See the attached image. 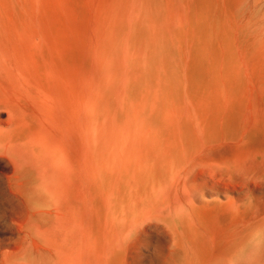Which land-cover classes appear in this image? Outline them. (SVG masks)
<instances>
[{"label": "bare ground", "instance_id": "bare-ground-1", "mask_svg": "<svg viewBox=\"0 0 264 264\" xmlns=\"http://www.w3.org/2000/svg\"><path fill=\"white\" fill-rule=\"evenodd\" d=\"M257 2L258 0H252L251 4H248L252 7L248 20L251 35L262 41L255 51L257 57L253 72L250 71L251 82L249 85L246 84L245 89L237 91L241 97L228 103L227 113H218L215 117H192L191 113L203 110L208 102L201 107L203 102L197 97L191 100L187 98V102L181 98L172 103L167 98L170 93L169 86H159L158 82H155L163 72L159 75L152 72L151 68H154L152 65L155 61L158 62L154 52L159 47L164 51L165 57L170 53L166 31H162L161 24L157 23L158 20L152 25L151 21L148 22V26L144 25L147 31L143 30V32L145 34L148 32V35H137V31H141L138 27L135 35L130 33L134 31L133 26L130 25L126 29L128 33L122 34L120 27L123 25L119 23L118 25H121L118 26L119 36L109 35L103 39L102 65L95 61L93 63L94 59H91L82 42L66 36L47 41L41 50L31 54L34 60L32 63H29L30 53L26 55L17 49L14 54L6 52L7 50L3 51L0 55L2 63L0 114L4 112L8 115L9 121L15 128L10 134L0 130V139H10L15 133L26 134L22 118L18 116L14 104L15 95L21 85L20 80L15 76L18 74L24 81L26 80L27 85L32 83L40 91L34 92L30 97L32 103L29 110L38 118L35 120L37 124L35 123L34 130L39 140L37 147L44 153L39 160H34L33 166L28 171L27 192H21L22 197L28 199L32 213L40 220L39 225L33 226L30 230L21 227L18 232V239L22 244L21 252L10 255V258L14 256L11 259L4 258L6 264H27V250L34 253L32 264H43L45 252L49 255L51 264H56L55 255L58 249L54 236L57 227L55 201L57 199L65 201L70 198L86 202L87 195L77 188V184L86 182L90 172L95 170V164L102 167V176H100L102 182L105 179L106 183L112 184L114 177H117L116 180L119 182L116 188L113 185L116 191L112 189L115 196L112 197L109 207L106 206L109 212L102 201L103 188L100 189L97 197L100 209L97 215L98 226L95 229L104 240L96 241V255L113 254L115 249L120 248V243L117 244L118 248L115 245L116 238L117 240L119 238V228L121 234L125 235L135 226L139 225V230L144 231L146 226L151 224L154 227L150 229L159 236L152 255L161 259L164 258L162 254L165 253L163 264H264V19L259 24L256 21ZM187 4L185 1L182 6L185 8ZM232 4L236 3L232 2ZM186 7L188 8V5ZM123 9L124 7L121 10ZM123 11L126 12V9ZM122 13L120 12L121 15ZM125 14L127 19V13ZM202 14L204 16V13ZM131 15L132 10L131 14L128 12V16ZM170 15L172 18V13ZM178 17L179 21L180 17ZM148 18L152 20L151 16ZM244 18L243 16V20ZM119 19L120 22L121 18ZM122 20L124 21V18ZM187 25L190 27L188 22ZM233 26L235 28V24ZM113 27L114 25H111V28ZM63 30L67 31L65 27L54 28L53 31ZM108 32L112 30L108 29ZM240 32L243 34L244 31ZM184 35L186 37L189 34ZM215 44L218 45L219 42ZM165 59L169 61L168 58ZM165 59L164 64L161 63L163 65L160 66L161 68L167 63ZM8 61L10 66H7ZM166 67L169 68V65ZM172 67L173 65L171 69ZM169 71L167 69V73ZM172 73L177 71L174 72L172 69ZM180 73L179 71L178 74ZM120 82L123 84V89L118 88V90L117 85ZM257 84H259V89L256 87L258 90L255 89ZM174 91L176 92L172 90L173 93ZM194 93L198 94L199 91ZM154 97L160 99L156 100ZM120 139L127 150L123 153L120 151H123L124 147H119L122 148L119 152L115 148L116 141ZM91 145L96 146L93 152ZM111 146L113 151L114 148L116 151L114 156L110 154ZM106 150L109 152V157ZM13 156L15 166L21 167V156L17 151L13 152ZM46 207L52 212L45 215L41 210ZM84 212L87 213L85 209ZM85 213L83 217L87 218ZM150 213L154 214L153 218L150 217L151 221L143 226V217ZM113 219L116 220V225ZM79 229L80 232H77ZM79 229L74 228V232L82 235L84 243L79 245L78 252L83 255L92 250L87 242L91 229L90 227ZM165 240L171 242L169 247L163 244Z\"/></svg>", "mask_w": 264, "mask_h": 264}, {"label": "rangeland", "instance_id": "rangeland-1", "mask_svg": "<svg viewBox=\"0 0 264 264\" xmlns=\"http://www.w3.org/2000/svg\"><path fill=\"white\" fill-rule=\"evenodd\" d=\"M126 1L127 3H124ZM126 1L125 0H0V55L3 53V51L6 50H7L6 52H9L10 54H14L15 50L17 49L18 51L24 54L30 53V56L28 55L30 59L29 63H32L34 60L32 57L33 55L31 54H34L38 50H41V48L43 47L44 44L47 43V41L58 40L66 36V37L76 38V40L82 42L86 47V50L90 54L91 59H94L92 60L93 63L95 61V63L102 65V61H101L102 53H103L102 44L105 36L106 37H108L109 35L117 36L118 33H120L119 31L120 29L123 32V33L121 32L122 34L128 33L126 31L128 25L133 26L134 28V31L130 33H133L135 35L136 29L138 27L139 28L138 30L141 31H137V35L138 34L148 35L149 34L148 32L146 34L145 32H143V30L147 31L145 26H148L149 21H151V25H152L153 22H157L158 20L157 23L161 24L160 28L162 29V31L164 32L166 31L165 35L166 38L168 37L167 38L169 43L168 46L172 49V51H170L171 49L168 47V51L170 53L167 52L169 54V56H167L166 54L167 57L164 56V51L159 47H158L159 49L157 48V51L154 52V56L158 58L157 59L158 62L155 61L154 64L152 65V67L154 66V68H151L152 72L153 74H155L156 72L157 75H159V73L162 74L163 72L162 76L160 75V78H157L158 80L156 79L157 81L155 82H158L157 84L159 86L160 85L166 87L169 86L168 88H170V93L167 95L168 96L167 98L170 99L172 103L177 102L181 98L184 99L185 102H187L188 100L197 97H199L203 102V104H201V107H204L203 106L204 103L208 102L206 108L196 113L193 112L190 114L194 118L197 117L208 118L211 116L215 117L218 115V113H227L229 110L228 103H230V101L239 100L241 97V94L237 93V91L245 89L246 86L249 85L251 82L250 77H251V73L253 72L252 69L254 68L255 59L257 57L255 51L261 45L262 42L261 39H255L251 35L250 32L251 28L249 26L250 24H248L249 15L252 13V7H250L251 5L248 4H251L252 0L251 1L239 0L238 3L236 2L237 0L236 1L231 0L230 1L231 3L229 2V0H168V1L157 0L156 2L158 3L152 0H144V1L126 0ZM171 1L172 4L174 3L173 5L171 4ZM185 1H187L188 3L187 4L188 8L186 7L187 5H185V8L183 7L184 6L183 3ZM220 1H222L223 3ZM227 2L230 3V5L232 6H230ZM232 2L233 3L235 2L236 4H232ZM122 3H124V5ZM150 3L152 7L150 6ZM153 3H155L156 5ZM163 3L164 5L167 6H164ZM126 4H128L127 7ZM132 4L134 6H131ZM247 5L248 8H246ZM123 7H124L123 10L126 9V12L121 10ZM148 8L150 9L147 10ZM169 8L171 9V11H169L170 10ZM249 8H251V10ZM140 9H142L144 12ZM210 9H211V13H210ZM257 9L258 11L256 12V17H257L256 21L259 24V22L263 21L264 19L262 18L264 17V0H260V1L258 0ZM131 10H132V15L130 17L128 16V12L129 14H131ZM119 11L121 13L123 11L122 15L120 14ZM139 11L140 14H138ZM146 11L147 13L152 14L149 16H151V19L153 21L150 20V18H148L149 16L146 13ZM178 11L180 13H178ZM186 12L188 13L186 14ZM125 13H127V19ZM171 13H172V18L171 15L169 16V14ZM202 13H204L205 17L203 16ZM257 13L259 15H257ZM178 15L180 17L179 21L177 19ZM137 16L139 17L137 18ZM209 16L211 18H209ZM243 16L245 17L244 20H243ZM119 17L121 18L120 22H119L120 20ZM122 17L124 18L125 24L124 21L122 20L123 19ZM146 17L149 20H147ZM168 17L171 20L172 19L173 20L170 21ZM183 17L187 19L186 22ZM128 18H130V20ZM135 18L136 21H134ZM153 18L154 19L156 18V20L154 21ZM259 18L262 19L260 20ZM139 19H140V23H139ZM167 19L169 20L167 21ZM214 19H216L215 20L216 22L214 21ZM217 19L220 20L218 21ZM174 21H176L177 23L175 22L174 24ZM187 22L190 25V27H188ZM119 23L122 24L123 27L121 25H118ZM168 23L169 25L171 23V25L169 26ZM234 24H235V28L233 26ZM111 25H114L113 27L114 29L111 28ZM139 25L141 26V28ZM239 25H241L242 27ZM118 26H121L120 29ZM220 26L223 27L221 28ZM243 26L244 28L245 27L247 28L244 29ZM58 27H65L68 32L64 30L58 32L53 31L54 28H58ZM124 28L125 30H123ZM167 28H169L170 31H167L169 30ZM172 28H174V30H172ZM185 28L186 29L188 28L187 29L188 31ZM108 29H111L112 32H108ZM229 29L231 30L229 31ZM238 29L242 32L244 31L243 34L240 31H238ZM231 31L233 34H231ZM187 33L189 35H186L187 37L186 38L184 34ZM167 34L170 35L168 36ZM210 35H212L211 36L212 38L210 37ZM216 39L218 41H216ZM190 41L192 42L190 43ZM246 41H248V43ZM188 42L190 43L191 47ZM217 42H219L218 44L219 46L215 44ZM230 42L233 46H230L231 45ZM187 49L189 50L186 51ZM183 51H185L186 53L185 52L183 53ZM235 52L237 55L235 54ZM247 53L250 54V56ZM170 54H172L174 57ZM204 54L206 56H204ZM243 54L244 56H242ZM164 57L168 58L171 63L169 61H166ZM164 59L167 63L173 65L172 69L174 70V72L177 71V73L173 74L171 65L168 64L169 68L166 67L168 66L166 62H165L166 64L164 65L165 67H162L163 68L162 70L160 66H163L162 64H164L163 63ZM179 63H181V65L183 66L181 67ZM1 65L2 63L0 59V66ZM8 65L10 66L9 61L7 66ZM179 65L182 69L179 67ZM104 66H106L105 63ZM192 68L193 70H191ZM167 69L168 71L170 69L168 73H167ZM178 69L181 72L180 73L181 75L178 74L179 73ZM177 75L178 78H176ZM15 76L20 80L21 85L18 88L17 93L15 95L14 104H15V108L17 109L18 116L22 118L23 129H25L26 134L18 133L16 135L15 133L12 135L10 139L9 138L0 139V264H6V262H4V258L7 257L10 258V255H16L21 252L22 244L18 239V232H20L21 227L23 226L22 228L24 230H30V228H32L33 226L36 227L37 224L39 225L40 222V220L36 217V215L33 214L32 211L30 210V206L28 205L29 201L27 202L28 199H26V197L23 198L21 193V192H27L26 189L28 188V183H29V178L27 179V174L29 169L33 166L32 164L34 160L35 159L39 160L42 157V155H44L43 151L37 147L39 140L36 136V130H34L36 127L35 120L38 118L34 117L35 115L33 114V111L29 110L32 103V99L30 97L34 92H40V91L37 90L35 88V85H33L32 83L30 85H27L26 80L24 81L21 75L19 76L17 74ZM160 79L161 80L164 79V80L160 82L161 81ZM167 80H169V82ZM172 84H173V88H172ZM181 84H183V86ZM28 86L31 87L32 89H29ZM177 87L178 89H176ZM256 87L259 89V84L255 85V89L258 90ZM118 88L123 89V84L121 82L120 84L117 85V89ZM172 90H176V92L174 91L176 96L172 92ZM194 91H199V93L195 94ZM154 99L157 100L160 99V97L159 98L154 97ZM192 107L197 108L196 106H192ZM9 120H10L9 116L6 115L4 112H1L0 130L6 134H10V132L12 133V131L15 128L13 123ZM6 121L7 123H5ZM121 141L122 139H120V141L119 140L116 141L115 148L118 150L117 152H119V150H121L124 147L123 151H120L123 153L127 150L125 149L124 142ZM97 143H101V142H97ZM95 147L96 146L92 147L91 145L92 152ZM119 147L122 148L120 149ZM109 148H110L111 156H114V152H116L115 148L114 151H113V146ZM15 151H17V153L22 158L21 167L15 166L16 163L14 161L15 159L13 156V152ZM105 152H107V155L109 157L108 150H106ZM115 155H117V153H115ZM58 163L60 164V162ZM101 168H102L101 165L95 164V170L90 172L86 182L84 181L81 184H77V188H79V190H81L82 192L86 193L87 195L86 202L77 199L74 200L70 198H68L65 201L63 199L60 200L57 199L55 201V203L57 204L55 207V214L57 216V227L54 236L56 239V246L58 249V251L56 252L57 255H55V257L57 258L55 261L56 264H163L165 253L162 254L164 258L161 259L155 258V256L152 255V252L157 245V239L159 238V236L156 232H154L153 229H150V227H154L153 225L151 224L147 225V223L151 221L150 219L153 218L152 215L154 214L151 213L148 214V216L143 217L142 224L143 226L147 225L144 231L139 230L138 227L140 226L138 225L132 229L134 232H132V230L130 229L125 235H123L121 234V228H119L120 229L119 238L118 240L116 238L115 245L118 248L119 245L117 244L120 243L119 246L120 248L115 249L113 254H108V253H106L105 255L95 254L97 248L96 241L104 240L102 239V235L98 233L97 230L95 229V227L98 226L97 215H98V210L100 209V207L98 206L99 199L97 198L99 191L101 188H103L104 199L102 201L104 202V207L106 209V206L109 207L110 202L113 199L112 197L115 196L114 191L116 190L113 189L114 186L116 188V185L117 186L119 185L118 180H116L117 177H114L113 181L115 180L116 182L113 183L112 181V184L106 183L105 179L102 182V180L100 179V176H102ZM20 175H22L23 177L22 176L20 177ZM46 177L48 176L46 175ZM18 187H20V189H18ZM24 189L25 191H23ZM112 189L114 191H112ZM222 199L225 200L224 198ZM91 203L92 205H90ZM78 206L80 209L78 208ZM84 209L87 211V213L84 212ZM106 210L107 212H109L108 209ZM49 212H52V210L48 207L43 208L41 210V213L45 215L49 214ZM83 212L86 214L87 218L83 217L84 216ZM74 215L76 218L74 217ZM94 215L96 216V218H94L95 217ZM92 217L94 220H92ZM114 223L116 225V220H114ZM89 227L91 230L89 237L87 238V242L89 243L92 250L91 252H88L86 254L83 253V255H81L80 252H78V250L80 249L79 245L84 242L82 241V235L74 232V228L79 229V228H89ZM77 232H80V229L79 231L77 230ZM132 238L134 239L132 240ZM121 243L123 244V247ZM163 244H165L166 247H169L171 242L165 240ZM127 245H129L128 248ZM31 252H32L31 250L29 251L27 250V264L33 263L32 260H34L33 257L34 253ZM45 253L46 255L43 259L44 260L43 264H51V259H49L48 257L49 255H47V252Z\"/></svg>", "mask_w": 264, "mask_h": 264}]
</instances>
